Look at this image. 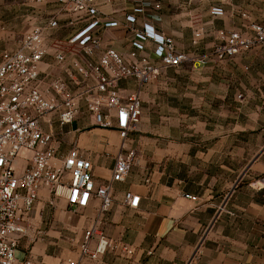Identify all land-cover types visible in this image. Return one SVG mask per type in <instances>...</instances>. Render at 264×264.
Wrapping results in <instances>:
<instances>
[{
	"label": "crops",
	"instance_id": "crops-1",
	"mask_svg": "<svg viewBox=\"0 0 264 264\" xmlns=\"http://www.w3.org/2000/svg\"><path fill=\"white\" fill-rule=\"evenodd\" d=\"M166 1L168 8L160 2V9L137 16L138 24H153L180 52L204 57L206 64L162 70L161 74L174 72L176 78L143 89L140 123L125 142L135 153L134 166L124 182L112 184L110 212L103 213L100 200L93 199L71 214L64 199L40 192L16 252L20 263L61 264L73 259L79 264H264V46L223 62L212 55L221 31L251 37L249 25L264 20L243 11L244 3L254 0L207 4L200 15L195 12L199 1ZM145 4L146 0L97 1L100 11L119 24ZM1 8L13 13L7 21L0 11V23H8L0 34L7 38L0 45V59L17 50L36 28H43L46 55L41 73L67 81L73 93L94 87L95 82L76 75L72 61L83 62L84 55L69 42L90 17L72 13L55 0H0ZM213 8L223 9L224 15L212 16ZM53 21L57 26L50 27ZM99 34L102 50L111 48L124 57L132 51L123 25ZM58 52L66 54L65 63L56 61ZM183 77L185 84L178 80ZM133 89V82L120 84L123 95ZM232 103L239 114L234 125L226 126V105ZM48 121L46 131L55 133L53 146L62 154L78 149L92 162L96 185L108 184L122 145L117 131L94 126L84 104L63 131L56 115ZM127 192L140 196L138 209L124 205ZM93 227L115 248L98 260H80L83 235ZM69 241L72 251L65 249ZM96 246L93 241L91 248Z\"/></svg>",
	"mask_w": 264,
	"mask_h": 264
},
{
	"label": "built area",
	"instance_id": "built-area-1",
	"mask_svg": "<svg viewBox=\"0 0 264 264\" xmlns=\"http://www.w3.org/2000/svg\"><path fill=\"white\" fill-rule=\"evenodd\" d=\"M45 3L48 0H31ZM98 0H55L72 13L86 14L90 22L69 41L82 50L83 62L72 61V67L84 82H95L73 93L67 81L41 73L40 64L46 55L43 46V28L27 35L17 50L5 52L0 59V264L20 263L16 259L22 237L27 234V222L40 199V192H48L54 199H64L68 212L77 214L93 199L100 200L101 211L110 212L113 204L112 184L124 182L134 166L135 153L126 148V140L140 123L143 89L155 81L162 70L177 69L187 64H206V58L180 52L174 41L160 33L151 23L138 24L137 16L160 9L158 0H146V6L137 7L125 17L124 24L108 18L100 11ZM211 14L221 17L224 11L213 8ZM123 25L130 36L132 51L124 57L118 51L102 50L100 31ZM50 27L57 26L55 21ZM254 36H243L238 31L219 33L213 58L226 61L255 47L264 46V25L252 24ZM197 34L196 37H199ZM151 44V46H149ZM103 51L98 60L92 59ZM59 64L67 56L58 52ZM70 72V71H69ZM75 78L74 73H69ZM133 82L134 89L127 95L120 90L122 82ZM84 104L100 129H115L122 140L115 159L111 181L97 186L93 164L76 148L62 154L53 144L55 133L46 131V120L58 118V127L72 124ZM187 199L195 200L190 196ZM141 198L131 192L124 195V205L139 208ZM97 242L95 249L91 243ZM114 242L95 227L87 230L80 244V260H98ZM127 254L133 252L125 248ZM61 264H79L68 259Z\"/></svg>",
	"mask_w": 264,
	"mask_h": 264
},
{
	"label": "rangeland",
	"instance_id": "rangeland-1",
	"mask_svg": "<svg viewBox=\"0 0 264 264\" xmlns=\"http://www.w3.org/2000/svg\"><path fill=\"white\" fill-rule=\"evenodd\" d=\"M158 1H160L163 5H165L166 8L169 7V2L168 1H166V0H158ZM195 1H199L198 4L195 2V5L196 4L198 5V7L195 6V12L198 13V15H200V12L205 11V9L207 7V4H209L212 7L213 5H216L218 2H225V1H228V0H195ZM254 1H256V2H252V3L251 2H246V3H244L245 6L242 7L243 11H245V13H248V14H253L255 17H258L260 19L263 18L262 20H264V0H254ZM202 2L204 3L203 6L201 4ZM0 11H1V14H2V17L0 16L1 18L5 19L7 21L11 20V18H12L11 14L13 13L12 9H10V8H1ZM255 21H258V20H255ZM7 24L8 23H5V21L3 23H0V34H1V30ZM252 24H257V23H251L249 26H251ZM261 25H264V23L261 22ZM223 31H225V30H223ZM226 32H232V31H226ZM248 37H250V36H248ZM219 42H220V40H219ZM6 43H7V38L0 37V45L1 44L4 45ZM221 62H223V61H221ZM175 78H176V75H175L174 72L167 71V72H164L162 74L160 73L159 77L155 81L151 82L148 85V87L156 84V82H170L169 81L170 79L173 80ZM178 80H180L179 82H182L183 84L186 83L184 77L181 78V79H178ZM158 88H162L163 90L169 89V87H158ZM235 105H237V104H233L232 103V104H227L226 105L227 106L226 110H227V112H229V113H227V117H226V119H227L226 126L234 125V121L237 120V117H238L237 114H239V111L237 110V107H235ZM229 116H231L232 118H236V119H231V118H229ZM69 238H72V236H70ZM68 245H71L72 247H70ZM73 247H74L73 242L69 241V242H67V246H66L65 249L69 250V251H72Z\"/></svg>",
	"mask_w": 264,
	"mask_h": 264
}]
</instances>
